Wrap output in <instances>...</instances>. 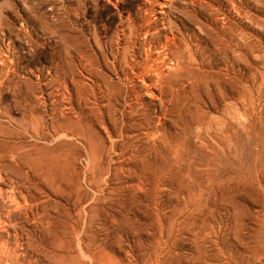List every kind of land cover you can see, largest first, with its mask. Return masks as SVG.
Here are the masks:
<instances>
[{
	"label": "rangeland",
	"instance_id": "obj_1",
	"mask_svg": "<svg viewBox=\"0 0 264 264\" xmlns=\"http://www.w3.org/2000/svg\"><path fill=\"white\" fill-rule=\"evenodd\" d=\"M108 1L0 0L1 217L5 211V217H0L5 221H0L4 238L0 235V264H264V0H180L181 5L171 0L169 8L174 10L168 8L164 20L167 25L170 22V27L176 22L172 28L178 31L176 36L183 34L177 58L183 62L173 69L177 74L173 71V75L172 70L168 74L163 84L170 85L168 88L162 85L156 97L137 100L127 91L125 82L114 77V72L122 65L125 42L133 34L130 32L141 25L144 2ZM235 10H239L238 14ZM214 15L220 20H214ZM200 22L204 23L200 26ZM174 26H179L178 30ZM218 36L225 39L224 43L230 36L234 39L226 42V48ZM184 49L193 52L188 51L189 55ZM214 54L221 56L217 60ZM182 55L197 58H187L188 63ZM188 82L193 88L196 84L195 90ZM180 101L182 106L186 101L187 107L180 106ZM107 104L111 106L108 109ZM55 111H59L58 115ZM162 132L164 136L160 137ZM127 134L133 135L129 136L131 141ZM146 134L149 138L153 135L150 141ZM159 139H163L161 144ZM27 231L29 234H25ZM16 243L21 250L15 248ZM22 256L29 258L23 260Z\"/></svg>",
	"mask_w": 264,
	"mask_h": 264
},
{
	"label": "bare ground",
	"instance_id": "obj_2",
	"mask_svg": "<svg viewBox=\"0 0 264 264\" xmlns=\"http://www.w3.org/2000/svg\"><path fill=\"white\" fill-rule=\"evenodd\" d=\"M105 1V0H104ZM110 1V0H109ZM108 1V2H109ZM119 1V0H118ZM170 1L171 0H143V2H144V4H143V7H144V15L143 16H139L140 17V20H141V25H140V22H139V28H136V29H133V28H130V25L128 26L130 29H128L129 31L131 30L132 31V29L134 30V31H132V32H130V33H133L132 34V37H128V41L127 42H125L126 44V50H125V48H124V50H125V53H123L124 54V57L122 58V65L119 67V69L117 70V71H115L114 72V77L115 78H117V79H119V78H121L124 82H125V84H126V86H127V91L128 92H131L133 95H134V97L136 98L135 100H137L138 98H140V97H143V96H146V97H151V98H154V97H156V95H157V93L160 91V89H161V87H166V88H168L169 86H166V85H163V84H165V81H166V79L168 78V74H170V72H171V70H172V73H173V69H175L176 67H177V69H178V63L179 62H181L180 61V59H179V61H178V59L177 58H179V53H181V49H182V46H181V49H180V46H179V37H181L183 34L181 33V36H180V34H179V37L178 36H176V33L178 32H176L175 30L173 31V25L176 23L175 21H176V19H175V21H173L174 20V18H173V22H175L171 27L169 26L170 25V22H169V25H167L166 24V22H165V15H166V12H167V10H168V8H169V3H170ZM173 1V0H172ZM184 1V0H183ZM189 1V0H188ZM198 1V0H197ZM210 1V0H209ZM111 2V1H110ZM116 2H117V0H116ZM120 2V1H119ZM124 2V1H123ZM138 2V1H137ZM177 2H180V0H177ZM176 2V3H177ZM184 2H186V1H184ZM190 2H191V0H190ZM196 2V1H195ZM230 2V1H229ZM236 2V1H235ZM239 2V1H238ZM141 3V2H140ZM139 3V4H140ZM176 3H174L173 2V4H175L176 5ZM188 3V2H187ZM192 3H194V1L192 2ZM215 3V2H214ZM213 3V4H214ZM233 4H234V2H232ZM115 4V3H114ZM182 3L180 2V5H181ZM191 4V3H190ZM200 4V3H199ZM201 4H202V2H201ZM221 4V3H220ZM233 4H232V6H233ZM203 5V4H202ZM224 5V4H223ZM222 5V6H223ZM231 5V4H230ZM229 5V6H230ZM179 6V5H178ZM208 6H210V3H209V5ZM214 6V5H213ZM216 6V5H215ZM214 6V7H215ZM221 6V7H222ZM172 7H174V6H172ZM183 7V6H182ZM185 8H187V9H189L188 7H186V6H184ZM183 7V8H184ZM191 7V6H190ZM199 7V6H198ZM202 7V6H201ZM218 7H219V5H218ZM220 7V8H221ZM225 7V6H224ZM223 7V8H224ZM234 7V6H233ZM241 7V6H240ZM243 7V6H242ZM118 8V7H117ZM192 8H194V7H192ZM203 8V7H202ZM204 8H206V7H204ZM203 8V9H204ZM213 8V7H212ZM227 8V7H226ZM232 8V7H231ZM139 9H141V8H139ZM139 9H137L136 8V10H139ZM170 9V8H169ZM173 10H174V8H172ZM186 9V10H187ZM195 9V8H194ZM208 9H209V7H208ZM216 9L218 10V12L220 11V10H222V8L219 10L218 8H214V10L213 11H216ZM240 9V8H239ZM171 10V9H170ZM173 10H171V11H173ZM183 10V9H182ZM198 9H196V11H197ZM205 10V9H204ZM211 10V9H210ZM226 10H228V9H226ZM229 10H231V9H229ZM133 11V10H132ZM192 10H190V12H191ZM195 11V10H194ZM199 11H201V10H199ZM212 11V10H211ZM213 11L211 12V13H213ZM225 11V10H224ZM235 11H237V10H235ZM239 11V10H238ZM238 11L236 12L237 14H238ZM139 12V11H138ZM170 12V11H169ZM168 12V13H169ZM180 12H181V10H180ZM234 12V11H233ZM240 12H242V11H240ZM239 12V13H240ZM137 13V12H136ZM141 13H143L142 11H141ZM175 13V12H174ZM191 13H193V11L191 12ZM191 13H190V16H192L191 15ZM197 13L199 14V12L197 11ZM207 13H209L210 14V12H208L207 11ZM216 13V12H215ZM223 13V12H222ZM226 13V12H225ZM229 13V12H228ZM130 14V13H129ZM128 14V15H129ZM135 14V13H134ZM179 14V13H178ZM181 14H183V13H181ZM203 14V13H202ZM201 14V15H202ZM214 14V13H213ZM212 14V15H213ZM218 14V13H217ZM220 14H221V11H220ZM233 14V13H232ZM231 14V15H232ZM140 15V14H139ZM171 15V14H170ZM169 15V16H170ZM184 15H185V12H184ZM188 15V14H187ZM205 15V14H204ZM207 15V14H206ZM206 15H205V17H206ZM216 15V14H215ZM213 16V17H216V16H218V15H216V16ZM223 15V14H222ZM226 15V14H225ZM230 15V14H229ZM228 15V16H229ZM230 15V16H231ZM189 16V15H188ZM203 16V15H202ZM202 16H200L199 18L201 19V17ZM210 16V15H209ZM129 17V16H128ZM132 17V16H131ZM135 17V16H134ZM167 17V16H166ZM187 17V16H186ZM198 17V16H197ZM208 17V16H207ZM213 17H211V20H212V18ZM219 17V16H218ZM218 17H216L214 20H216ZM223 17H225V16H223ZM234 17H235V15H234ZM238 18H239V16H237ZM142 18V19H141ZM169 18V17H168ZM183 18H185V17H183ZM226 18H229V17H227L226 16ZM242 18H243V16H242ZM128 19V18H127ZM132 20H130V18H129V20L130 21H132V23H133V20H134V22H135V19H133V17L131 18ZM137 19H139V18H137ZM177 19H179V18H177ZM181 19V18H180ZM194 19V18H193ZM203 19V18H202ZM201 19V20H202ZM223 19V18H222ZM230 19V18H229ZM234 19V18H233ZM196 20V19H195ZM200 20V21H201ZM218 20H220L219 18H218ZM217 20V21H218ZM170 21V20H169ZM182 21V20H181ZM188 21V20H187ZM197 21L199 22V20L197 19ZM204 21V20H203ZM238 21V20H237ZM128 22V21H127ZM173 22H171V23H173ZM209 22H210V20H209ZM212 22V21H211ZM216 22V21H215ZM223 22V21H222ZM230 23H231V21H229ZM233 22V21H232ZM131 23V22H130ZM131 23V25H134V24H132ZM138 23V22H137ZM137 23H135V25L137 24ZM190 23V22H189ZM204 23V22H203ZM203 23H199V25L201 24H203ZM208 23V22H207ZM206 23V24H207ZM220 23H221V21H220ZM219 23V24H220ZM227 23V22H226ZM234 23V22H233ZM232 23V24H233ZM125 24H127L126 23V21H125ZM224 24V23H223ZM177 25H178V21H177ZM200 25V26H201ZM212 25V24H211ZM210 25V26H211ZM217 25V24H216ZM222 25V24H221ZM220 25V26H221ZM235 25V24H234ZM233 25V26H234ZM237 25V24H236ZM183 26V25H182ZM190 26V25H189ZM207 26V28L209 27L208 25H206ZM223 26H225L226 28L227 27H231V26H226V25H223ZM232 26V27H233ZM132 27V26H131ZM134 27V26H133ZM136 27V26H135ZM175 27V26H174ZM179 27V26H178ZM178 27L176 26L175 28H177V30H178ZM184 27V26H183ZM188 27V26H187ZM191 27V26H190ZM216 27H219V26H216ZM215 27V28H216ZM241 27V26H240ZM196 28V27H195ZM206 28V29H207ZM223 28V27H222ZM234 28V27H233ZM115 29H117V28H115ZM122 29H124V28H122ZM126 29V28H125ZM124 29V30H125ZM180 29V28H179ZM183 30H184V28H182ZM187 29V28H186ZM191 30L193 29V28H190ZM211 29V28H210ZM214 29V27L212 28V30ZM224 29V28H223ZM230 29H232V28H230ZM195 29H193V31H194ZM212 30H211V32H212ZM215 31L217 30V29H214ZM227 30V29H226ZM241 30V29H240ZM121 31V30H120ZM127 31V30H126ZM126 31H124V35L126 34ZM218 31H219V29H218ZM218 31H217V35H219L218 34ZM224 31V30H223ZM228 31V30H227ZM227 31H224V32H227ZM233 31V30H232ZM181 32H183L182 30H181ZM184 32H187V31H185L184 30ZM190 32V31H189ZM236 32V31H235ZM114 33V32H113ZM120 33V32H119ZM129 33V34H130ZM192 33H194V32H191V34ZM195 33H197L198 34V32L196 31ZM230 33V32H229ZM99 34V33H98ZM102 34V33H101ZM127 34H128V32H127ZM128 34V35H129ZM178 34V33H177ZM189 34V33H188ZM187 34V35H188ZM214 34V33H213ZM213 34H211L212 36H213ZM223 34V33H222ZM231 34H232V32H231ZM234 34H236V33H234ZM107 35V34H106ZM118 35V34H117ZM121 35V34H120ZM123 35V36H124ZM186 35V36H187ZM190 35V34H189ZM203 35V34H202ZM201 35V36H202ZM210 35V34H209ZM215 35V34H214ZM224 35H226V34H223V35H221V36H224ZM233 35V34H232ZM95 36V35H94ZM114 36V38L116 39V37H115V35H113ZM126 36V35H125ZM124 36V37H125ZM191 37L192 36H194V34L193 35H190ZM197 36V35H196ZM204 37H205V35H203ZM207 36H208V34H207ZM221 36L219 37L220 38V40H221ZM233 36H237V34L236 35H233ZM110 37V36H109ZM112 37V36H111ZM123 37V38H124ZM199 37V36H198ZM203 37V38H204ZM209 37V36H208ZM214 37V36H213ZM218 37H216V38H218ZM232 36H230V38H231ZM238 37V36H237ZM98 38V37H97ZM102 38V37H101ZM126 38L127 37H125V39L124 40H126ZM184 38V37H183ZM219 38L217 39V40H219ZM223 38V37H222ZM225 38V37H224ZM228 38H229V36H228ZM229 38V39H230ZM240 38V37H239ZM239 38H235V39H239ZM94 39V38H93ZM107 39H108V37H107ZM201 39V38H200ZM199 38H197L196 37V40H200ZM205 39V38H204ZM207 39V38H206ZM211 39V41H212V39L213 38H210ZM229 39H227L228 41H229ZM232 39H234V37L233 38H231V40ZM120 40H122L121 38H120ZM196 40H194L195 42H196ZM208 40V39H207ZM216 40V41H217ZM230 40V41H231ZM96 41V40H95ZM106 41H108V40H106ZM111 41V40H110ZM118 41V40H117ZM190 41V40H189ZM204 41V40H203ZM215 41V42H216ZM224 41H225V39H223V41L221 40V42H223L224 43ZM228 41H226L227 43H229ZM239 42H240V39L238 40ZM238 41L236 40L235 42L236 43H238ZM97 42H98V40H97ZM96 42V43H97ZM113 42H115V41H113ZM184 41H182V43H183ZM187 42H188V40H187ZM187 42H184L183 43V45L185 44V43H187ZM202 42V41H201ZM213 42V41H212ZM220 42V43H221ZM226 42L224 43V45L226 44ZM234 42V41H233ZM86 43V42H85ZM95 43V45H97ZM105 43V42H104ZM108 43V42H107ZM110 43V45H111V43H112V41L111 42H109ZM122 43V42H121ZM197 43V45H198V43L199 42H196ZM219 43V42H218ZM89 44V43H88ZM113 44V43H112ZM116 44H120V41H119V43H116ZM181 44V43H180ZM192 44H194V43H192ZM205 44V43H204ZM207 44V43H206ZM210 44V43H209ZM234 44V43H233ZM240 44V43H239ZM109 45V46H110ZM114 45H115V43H114ZM113 45V46H114ZM121 45H123V44H121ZM187 45L189 46V43H187ZM186 45V46H187ZM196 45V44H195ZM202 45V44H201ZM227 45H231V44H227ZM234 45H236V44H234ZM107 46V45H106ZM185 46V45H184ZM184 46H183V48H184ZM192 46V45H191ZM190 46V47H191ZM211 46H213V48H216V47H218L217 45L214 47V45H212L211 44ZM223 46V45H222ZM237 46V45H236ZM87 47V46H86ZM116 47V46H115ZM120 47V46H119ZM192 47H194V46H192ZM197 47H199V46H197ZM196 47V48H197ZM204 47H206V46H204ZM201 48V49H205V48ZM224 47H228V46H224ZM224 47H222L223 48V50H224ZM235 47V46H234ZM232 48V49H235V48ZM84 48V47H83ZM188 48V47H187ZM187 48H185V49H187ZM196 48H195V50H196ZM210 48V47H209ZM237 48H239L238 46H237ZM102 49V48H101ZM115 49V48H114ZM119 49V48H118ZM122 49V48H121ZM184 49V50H185ZM220 49V47H218V50ZM92 50V49H91ZM112 50V49H111ZM192 50H193V48H192ZM199 50H200V48H199ZM206 50V49H205ZM217 50V51H218ZM220 50H222V49H220ZM219 50V51H220ZM228 50V49H227ZM226 50V51H227ZM238 49H236V50H234L235 52L237 51ZM83 51V50H82ZM93 51V50H92ZM102 51V50H101ZM186 51V50H185ZM188 51H190V50H187L185 53H187ZM203 51V50H202ZM207 51H208V49H207ZM207 51H204V52H206L207 53ZM211 52H208V53H211L212 54V50H210ZM216 51V50H215ZM215 51L213 50V53H215ZM218 51V52H219ZM225 51V52H226ZM228 51H230V50H228ZM99 52V51H98ZM178 52V53H177ZM190 52H193V51H190ZM189 52V53H190ZM197 52V51H196ZM201 52V51H200ZM218 52H216V54L218 53ZM222 52V51H221ZM224 52V51H223ZM235 52H233L232 51V54H234ZM237 52H239V51H237ZM237 52H236V54H237ZM85 53V52H84ZM89 53V52H88ZM175 53H177V57L175 58ZM183 53H184V51H183ZM189 53H187V54H189ZM195 53V52H194ZM193 53V54H194ZM202 53V52H201ZM205 53V54H206ZM90 54V53H89ZM88 54V55H89ZM119 54V53H118ZM222 54V53H221ZM225 54V53H224ZM236 54H234L233 56H235ZM239 54V53H238ZM81 55L82 54H80L79 55V57H81ZM91 55V54H90ZM92 55H93V53H92ZM186 55V54H185ZM190 55V54H189ZM188 55V56H189ZM196 55V54H195ZM198 55V54H197ZM226 55H227V53H226ZM119 56V55H118ZM183 56V55H182ZM198 56H200V53H199V55ZM207 56V55H206ZM211 58H212V56L211 55H209ZM214 56H216L215 54H214ZM217 56H221V55H217ZM217 56H216V58H217ZM225 56V55H224ZM87 57V56H86ZM89 57V56H88ZM116 57V56H115ZM194 57H196V56H194ZM194 57H191V58H188L187 56L186 57H184L183 56V58H184V60H186L187 58L188 59H191L192 61H194ZM225 57H227V56H225ZM240 57V56H239ZM239 57H238V59H239ZM82 59H83V57H81ZM81 58H79V59H81ZM84 58H85V56H84ZM95 58V57H94ZM186 58V59H185ZM193 58V59H192ZM197 58V57H196ZM201 58V57H200ZM199 58V59H200ZM214 58V57H213ZM216 58L213 60L214 62H215V60H216ZM235 58V57H234ZM86 59V58H85ZM90 59V58H89ZM116 59V58H115ZM188 59H187V61H188ZM202 60H204V56H203V59ZM211 60V59H210ZM217 60H218V58H217ZM237 59H235V61H236ZM86 62H87V60H85ZM89 61H91V59L90 60H88V62ZM94 61V60H93ZM104 61V60H103ZM186 61V62H187ZM196 61V60H195ZM206 61V60H205ZM204 61V62H205ZM239 61H240V59H239ZM84 61L82 60V64H84L83 63ZM87 62V63H88ZM106 62V61H105ZM183 62V61H182ZM181 62V63H182ZM200 62H202V61H200ZM203 62V63H204ZM212 62V61H211ZM86 63V64H87ZM116 63H119V62H116ZM188 63H189V61H188ZM190 63H191V61H190ZM198 63V62H197ZM205 63H207V62H205ZM215 63H217V62H215ZM215 63H214V65H215ZM234 63V62H233ZM237 64H238V62H236ZM85 64V65H86ZM187 64V63H186ZM193 64V63H192ZM194 64H195V62H194ZM202 64V63H201ZM208 64H210V63H208ZM239 64H240V62H239ZM109 65V64H108ZM202 65H204V64H202ZM218 65V64H217ZM232 65V64H231ZM235 65V64H234ZM233 65V66H234ZM89 66V65H88ZM91 66V65H90ZM93 66V65H92ZM91 66V67H92ZM195 66H197V67H199L197 64L195 65ZM194 66V67H195ZM205 66H207V65H205ZM98 67V66H97ZM204 67V66H203ZM211 67V66H210ZM235 67V66H234ZM233 67V68H234ZM81 68V67H80ZM88 68V67H87ZM86 68V69H87ZM196 68V67H195ZM205 68V67H204ZM240 68V67H239ZM84 69H85V66H84ZM114 69V68H113ZM176 69V70H177ZM203 69V68H202ZM211 69H212V67H211ZM213 69H215V68H213ZM212 69V70H213ZM228 69V68H227ZM235 69V68H234ZM94 70H96V69H94ZM174 71V73L175 74H177V72L178 71ZM199 70V69H198ZM207 70V69H206ZM229 70V69H228ZM233 70V69H232ZM240 70V69H239ZM101 71V70H100ZM109 71V70H108ZM201 71V70H200ZM203 71V70H202ZM205 71V70H204ZM210 71V70H209ZM218 71L219 70H216L215 72L216 73H218ZM227 71V70H226ZM230 71H231V69H230ZM229 71V72H230ZM235 70H233V72H234ZM213 72V71H212ZM219 72H222V71H219ZM237 72V71H236ZM240 72V71H239ZM90 73H91V71H90ZM174 73H173V75H174ZM214 73V72H213ZM223 73H225V69H224V71H223ZM230 73H232V71L230 72ZM235 73V72H234ZM234 73H233V76H234ZM241 73V72H240ZM113 74V73H112ZM209 74H210V72H209ZM212 74V73H211ZM226 74V73H225ZM237 74H239V73H237ZM236 74V75H237ZM206 75H208V74H206ZM215 75H217V74H215ZM228 75V74H227ZM227 75H225V76H227ZM83 76V75H82ZM90 76V75H89ZM212 76H214L213 74H212ZM218 76V75H217ZM229 76V75H228ZM231 76V75H230ZM170 77V76H169ZM208 77V76H207ZM211 76L209 75V78H210ZM236 77H238V75L236 76ZM236 77H234L235 78V81H237L236 80ZM239 77H240V75H239ZM93 78V77H92ZM112 78V77H111ZM172 78V77H171ZM174 78V77H173ZM209 78H208V80H209ZM226 78V77H225ZM230 78V77H229ZM73 79V78H72ZM176 79V78H175ZM184 79V78H183ZM213 79V78H212ZM215 79V78H214ZM240 79V78H239ZM238 79V80H239ZM79 80V79H78ZM77 80V81H78ZM82 80H84V79H82ZM114 80V79H113ZM184 80H186V79H184ZM207 80V81H208ZM211 80V79H210ZM71 81H73V80H71ZM169 81H170V79H169ZM214 81V80H213ZM89 82H92V81H89ZM168 82V81H167ZM185 82H187V81H185ZM199 82V81H198ZM198 82H196V83H198ZM240 82V81H239ZM96 83V82H95ZM169 83V82H168ZM167 83V84H168ZM172 83V82H171ZM180 83V82H179ZM184 83V82H183ZM189 83V82H188ZM221 83V82H220ZM81 84V83H80ZM79 84V85H80ZM84 84V83H83ZM103 84V83H102ZM121 84V83H120ZM119 84V85H120ZM222 84V83H221ZM85 85H86V82H85ZM84 85V86H85ZM163 85V86H162ZM180 86L182 85V84H179ZM179 85H178V87H179ZM189 85H190V83H189ZM193 85V84H192ZM192 85H190V89L191 88H193V86ZM196 85V84H195ZM194 85V88L196 87ZM82 86V85H81ZM104 86V85H103ZM118 86V85H117ZM78 87H80V86H78ZM101 87V86H100ZM105 87V86H104ZM120 87H121V85H120ZM184 87V86H183ZM209 87V86H208ZM91 88V87H90ZM94 88V87H93ZM108 88V87H107ZM125 88V87H124ZM193 88V89H194ZM68 89V88H67ZM116 89V88H115ZM117 89H119V88H117ZM182 89V88H181ZM185 89V88H184ZM106 90V89H105ZM122 90V89H121ZM174 90V89H173ZM177 90H178V88H177ZM195 90V89H194ZM68 91V90H67ZM92 91V90H91ZM102 91V90H101ZM70 92V91H69ZM107 92V91H106ZM109 92V91H108ZM114 92V91H113ZM124 92V91H123ZM163 92V91H162ZM177 92V91H176ZM175 92V93H176ZM103 93V92H102ZM119 93V92H118ZM121 93V92H120ZM124 93H126V92H124ZM170 93V92H169ZM191 94H192V92H190ZM81 94V93H80ZM184 94V93H183ZM90 95V94H89ZM120 95V97H121V94H119ZM161 95V94H160ZM105 96H106V94H105ZM105 96H102V98L103 97H105ZM111 96V95H110ZM181 96V95H180ZM186 95H184V97H185ZM188 96V95H187ZM186 96V97H187ZM190 96V95H189ZM72 97V96H71ZM91 97L92 96H90V99H91ZM109 97V96H108ZM106 98L107 100L110 98ZM117 97V95L115 96V98ZM119 97V98H120ZM123 97V96H122ZM133 97V96H132ZM165 97V96H164ZM183 97V96H182ZM102 98H100V99H102ZM104 98V99H105ZM118 98V97H117ZM167 98V97H166ZM165 98V99H166ZM180 98V97H179ZM187 98H189V97H187ZM78 99V98H77ZM83 99V98H82ZM88 99V98H87ZM133 99V98H132ZM159 99V98H158ZM161 99V98H160ZM159 99V100H160ZM182 99V98H181ZM186 101H187V99L186 98H184ZM183 99V100H184ZM70 100V99H69ZM103 100V99H102ZM109 100H111V98L109 99ZM112 100H113V98H112ZM115 100V99H114ZM118 100V99H117ZM116 100V101H117ZM121 101L120 102H122V98L120 99ZM167 100H168V98H167ZM172 100V99H171ZM190 100V99H189ZM115 101V102H116ZM157 101V100H156ZM163 101V100H162ZM178 101V100H177ZM186 101H184L185 103H187ZM91 102H92V100H91ZM96 102V101H95ZM119 102V103H120ZM130 102V101H129ZM172 102H173V100H172ZM179 102V101H178ZM180 102H182V101H180ZM191 102V101H190ZM67 103V102H66ZM81 103V102H80ZM79 103V104H80ZM97 103V102H96ZM110 103H113V101H111ZM123 103H125V101L123 102ZM126 103H128L127 101H126ZM131 103V102H130ZM184 103V105L186 106V104ZM189 103V102H188ZM98 104V103H97ZM114 104V103H113ZM168 104H169V102H168ZM178 104V103H177ZM192 104V103H191ZM89 105H91V104H89ZM105 105V104H104ZM104 105H102V106H104ZM148 105V104H147ZM161 105V104H160ZM164 105V104H163ZM183 105V102H182V104L180 105V106H182ZM189 105V104H188ZM112 106H116V105H112ZM146 106V105H145ZM154 106H155V103H154ZM157 106V105H156ZM165 106V105H164ZM166 106H168L167 104H166ZM185 106H182V107H185ZM71 107V106H70ZM69 107V108H70ZM97 107H99V105L97 106ZM104 107H106V106H104ZM104 107H101V108H104ZM108 107H111V106H108V104H107V109H108ZM113 107V108H114ZM118 107V106H117ZM123 107V106H122ZM143 107V106H142ZM141 107V108H142ZM160 108H161V106H159ZM170 107V106H169ZM187 107V106H186ZM112 108V109H113ZM119 108V107H118ZM117 108V109H118ZM178 108V107H177ZM180 108V107H179ZM76 109V108H75ZM95 109H97V108H95ZM115 109H116V107H115ZM116 109V110H117ZM162 109H163V107H162ZM169 109H171V108H169ZM169 109H167V110H169ZM62 110H64V109H62ZM68 110V109H67ZM70 110V109H69ZM104 110H105V108H104ZM103 110V111H104ZM150 110H151V108H150ZM159 110V109H158ZM157 110V111H158ZM186 110V109H185ZM71 111V110H70ZM100 111V110H99ZM102 111V110H101ZM106 111H108V110H106ZM110 112H111V109L109 110ZM109 111L107 112L108 114H109ZM145 111H147V110H145ZM149 111V110H148ZM155 111V110H154ZM165 111H166V109H165ZM164 111V112H165ZM175 111V110H174ZM174 111H173V113H174ZM179 111H180V109H179ZM182 111V110H181ZM57 111H55V114L56 115H58L57 113H59V111L56 113ZM96 112V111H95ZM114 112V114L117 112H115V110L113 111ZM112 112V113H113ZM153 112V111H152ZM156 112V111H155ZM168 113H169V111H167ZM171 112V111H170ZM1 113V112H0ZM101 113V112H100ZM118 113H119V110H118ZM121 113L123 114V110L121 111ZM120 113V114H121ZM125 113V112H124ZM181 114L182 112H178V114ZM60 114H64V113H60ZM68 114H70L69 112H68ZM99 114V113H98ZM135 114V113H134ZM143 114V113H142ZM147 114V113H146ZM160 114V113H159ZM164 114V113H163ZM177 114V115H178ZM55 115V116H56ZM87 115V114H86ZM104 115V114H103ZM111 115V114H110ZM109 115V116H110ZM148 115V114H147ZM146 115V116H147ZM153 114H151L150 116H152ZM165 115H167V114H165ZM52 116V115H51ZM53 116H54V113H53ZM71 116V115H70ZM101 116H102V113H101ZM106 116V115H105ZM108 115H107V117H109ZM118 116V115H117ZM145 116V117H146ZM150 116H148V117H150ZM161 116V115H160ZM163 117H164V115H162ZM170 116V115H169ZM168 116V117H169ZM176 116V115H175ZM183 116V115H182ZM61 117H62V115H61ZM103 117V116H102ZM101 117V118H102ZM111 117V116H110ZM124 117V116H123ZM147 117V118H148ZM154 117V116H153ZM159 117V115H157V117L156 118H158ZM168 117H166V119L168 118ZM172 117H174V116H172ZM52 118V117H51ZM50 118V119H51ZM57 118H58V116H57ZM64 118H66L65 117V115H64V117H63V120H64ZM97 118H100L99 117V115H98V117ZM100 118V119H101ZM105 118V117H104ZM152 118V117H151ZM155 118V117H154ZM53 119H54V117H53ZM59 119V118H58ZM68 120H69V116H68V118H67ZM142 119H144V117L142 118ZM159 119V118H158ZM172 119V118H171ZM175 119H177V116L175 117ZM174 119V120H175ZM178 119H179V117H178ZM177 119V120H178ZM80 120V119H79ZM104 120V119H103ZM160 120V119H159ZM161 120H163V119H161ZM168 120H169V118H168ZM168 120H166V121H168ZM243 120V119H242ZM67 121V120H66ZM123 121V120H122ZM148 121H149V119H148ZM147 121V122H148ZM27 122V121H26ZM55 122H58L57 120L55 121ZM64 122V121H63ZM155 122H157L156 120H155ZM155 122H154V124H155ZM164 122V121H163ZM64 123H66V122H64ZM63 123V125H65ZM126 123V122H125ZM152 123H153V120H152ZM161 123H162V121H161ZM168 123V125H169V121L167 122ZM166 123V124H167ZM51 124V123H50ZM56 124V123H55ZM58 124H59V122H58ZM57 124V125H58ZM70 124V123H69ZM150 124H151V122H150ZM150 124H148L147 123V125H150ZM165 124V123H164ZM86 125V124H85ZM99 125V124H98ZM117 125V124H116ZM157 125H159V124H157ZM162 124H160V126H161ZM50 126H53V125H50ZM55 127H56V125H54ZM154 126V125H153ZM166 126V128H167V125H165ZM61 127V126H60ZM143 126H141L140 128H142ZM155 127V126H154ZM159 127V126H158ZM27 128V127H26ZM107 128V127H106ZM149 128V127H148ZM147 128V129H148ZM165 128V129H166ZM67 129V128H66ZM84 129V128H83ZM112 129V128H111ZM146 129V128H145ZM155 129H156V127H155ZM165 129H163L164 131H165ZM150 130V129H149ZM157 131H159V129L157 130ZM156 131V132H157ZM167 131V130H166ZM26 132V131H25ZM57 132V131H56ZM66 132H68V131H66ZM87 132V131H86ZM147 131H145V133H146ZM151 132H153V131H151ZM54 133V132H53ZM61 133V132H60ZM69 133H70V131H69ZM72 133V132H71ZM70 133V134H71ZM131 133V132H130ZM167 133V132H166ZM165 133V134H166ZM68 134V133H67ZM78 134V133H77ZM135 134V133H134ZM148 134V133H147ZM147 134H146V136H147ZM39 135V134H38ZM57 135V134H56ZM66 135V134H65ZM149 135V134H148ZM156 135V134H155ZM154 135V137L156 138L155 139V141L157 140V135L155 136ZM58 136V135H57ZM67 136V135H66ZM79 136V135H78ZM81 136V135H80ZM85 136V135H84ZM118 136V135H117ZM129 136H131V135H129ZM128 136V134H127V137H129ZM133 136V135H132ZM131 136V137H132ZM139 136H141V134H139ZM139 136H138V138H139ZM150 136V135H149ZM160 137H163L164 135H163V132L159 135ZM61 137V136H60ZM63 137V136H62ZM83 137V136H82ZM126 137V138H127ZM131 137H129V139H130V141H131ZM148 137V136H147ZM153 137V135H151V137L150 138H152ZM108 138H109V136H108ZM118 138V137H117ZM138 138H136V139H138ZM143 138H145V137H143ZM149 137H148V141H150L149 139H150ZM122 139V138H121ZM120 139V140H121ZM165 139V138H164ZM86 140V139H85ZM111 139L109 138V141H110ZM125 140H128V139H124L123 141H125ZM133 140H134V138H133ZM153 140V139H152ZM162 140L163 139H159L158 141V143H160L161 144V142H162ZM88 141H90V140H88ZM116 141V140H115ZM139 141V140H138ZM137 141V142H138ZM126 142V141H125ZM124 142V143H125ZM133 142V141H132ZM140 142V141H139ZM157 142V141H156ZM164 142V141H163ZM5 143V142H4ZM87 143V142H86ZM109 143V142H108ZM116 143H117V141H116ZM135 144H136V142H134ZM152 143H154V141L152 142ZM123 144V143H122ZM133 144V143H132ZM139 144V143H138ZM141 144V143H140ZM142 144H143V142H142ZM147 144H150L149 142L147 143ZM1 145V144H0ZM86 145V144H85ZM89 145V144H88ZM137 145V144H136ZM155 145V144H154ZM156 145H157V143H156ZM163 145V144H162ZM113 146H114V144H113ZM124 146V145H123ZM122 146V147H123ZM129 146V145H128ZM133 146V145H132ZM141 146V145H140ZM139 146V147H140ZM143 146H144V144H143ZM158 146V145H157ZM156 146V147H157ZM10 147L12 148V145H10ZM125 147V146H124ZM127 147V146H126ZM134 148H135V146H133ZM145 147V146H144ZM144 147H143V149H144ZM151 147H154L153 145L151 146ZM10 148V149H11ZM22 148V147H21ZM113 148V147H112ZM132 148V147H131ZM130 148V149H131ZM138 148V147H137ZM137 148L135 149V150H137ZM162 148V147H161ZM8 149V148H7ZM111 149V148H110ZM125 149V148H124ZM127 149H129V147L127 148ZM140 149V148H139ZM138 149V150H139ZM142 149V150H143ZM158 149V148H157ZM113 150V149H112ZM132 150H133V148H132ZM132 150H129V152L131 151L132 152ZM151 150V149H150ZM10 151V150H9ZM15 151V150H14ZM141 151V150H140ZM8 152V151H7ZM120 152V151H119ZM136 152V151H135ZM134 152V153H135ZM124 154L126 153L125 152V150H124V152H123ZM133 153V154H134ZM139 152H137V154H138ZM127 154V153H126ZM132 154V153H131ZM12 155V154H11ZM121 155H123V154H121ZM135 155V154H134ZM133 155V156H134ZM4 156V155H3ZM132 156V155H131ZM15 158H17V157H15ZM12 159V158H11ZM1 157H0V162H1ZM6 160V159H5ZM10 160V159H9ZM14 160V158L12 159V161ZM3 161V160H2ZM7 161V160H6ZM24 162V161H23ZM16 163H18V165L17 166H19V163L20 162H17V160H16ZM3 164V163H2ZM7 164V163H6ZM8 165V164H7ZM11 165V164H10ZM28 165V164H27ZM7 167V166H6ZM33 167V166H32ZM1 169V168H0ZM7 169H8V167H7ZM12 169V168H11ZM6 170V169H5ZM10 171V170H9ZM7 172V171H6ZM5 172V175L7 174ZM8 174H9V172H8ZM23 174V173H22ZM7 176V175H6ZM11 176H13V175H11ZM11 176H8L7 178H9V177H11ZM5 177V176H4ZM1 178H3V176H1ZM10 179V178H9ZM9 179H7L8 181H10ZM28 179H29V177H28ZM6 180V181H7ZM4 181V180H3ZM12 181V180H11ZM14 181L15 180H13V183H14ZM21 181V180H20ZM25 181V180H24ZM16 182H17V180H16ZM11 184H12V182H10ZM20 184V183H19ZM30 184V183H29ZM2 185V184H1ZM5 185V184H4ZM3 185V186H4ZM7 185H9V184H7L6 183V187H7ZM14 185V184H13ZM21 185L23 186V184L21 183ZM25 185V184H24ZM27 185H28V183H27ZM26 185V186H27ZM5 187V188H6ZM9 187V186H8ZM12 187V186H11ZM30 186H28V188H29ZM3 188V187H2ZM1 188V189H2ZM13 188V187H12ZM12 188H11V190H12ZM17 188V187H16ZM14 189H15V186H14ZM22 189H24V187H22ZM31 189V187L29 188V190ZM9 190V189H8ZM16 190V189H15ZM19 190H20V188H19ZM25 190V189H24ZM27 190L28 189H26V191H24V192H27ZM32 191H34L33 189H31ZM30 190V194L32 193V191ZM2 191H3V189H2ZM6 192V191H5ZM4 192V193H5ZM11 192V191H10ZM14 192V190H12V193ZM17 192V191H16ZM21 192V191H20ZM29 192V191H28ZM6 195H7V192L5 193ZM8 194H9V192H8ZM1 195V194H0ZM20 195V194H19ZM18 195V196H19ZM32 195H34L33 193H32ZM31 195V196H32ZM2 196H4V195H2ZM2 196H0V198L2 197ZM13 196H15L14 194H13ZM13 196H12V200L15 198H13ZM30 196V195H29ZM30 196V197H31ZM35 197L37 196L36 194L34 195ZM9 197H11V195L9 194ZM8 197V198H9ZM26 197V196H25ZM29 197V198H30ZM31 198H33V197H31ZM4 199V198H3ZM6 199H7V197H6ZM27 199H28V196H27ZM36 199H37V197H36ZM1 200H2V198H1ZM15 200V199H14ZM13 200V201H14ZM22 200H25L23 197H22ZM2 201H4V200H2ZM1 201V202H2ZM22 203H25V201H21ZM27 202H28V200H27ZM29 202H31V201H29ZM43 202V201H42ZM3 203V202H2ZM10 203V202H9ZM33 202H31V204H32ZM12 204V203H11ZM14 204H15V202H14ZM13 204V205H14ZM34 204H36V203H34ZM0 205L2 206L3 204H1L0 203ZM5 205V204H4ZM30 205V204H29ZM38 205V204H37ZM7 208H8V206L7 205H5ZM18 206V205H17ZM20 206V205H19ZM22 206V205H21ZM28 206V205H27ZM3 207V206H2ZM1 207V208H2ZM11 207V206H10ZM25 207V206H24ZM23 207V208H24ZM26 208V207H25ZM24 208V209H25ZM28 209V208H27ZM19 210V209H18ZM30 210V209H29ZM32 210V209H31ZM8 211H10L9 210V208H8ZM37 212V211H36ZM41 212H43V211H41ZM40 212V213H41ZM9 213H11L12 214V211L11 212H9ZM23 213H24V211H23ZM26 213H28V212H26ZM38 213V212H37ZM10 214V216H13V215H11ZM13 214H15L14 212H13ZM30 214H32V213H30ZM45 214V213H44ZM47 214H48V212L46 213V215L45 216H47ZM2 215V217H5V211H4V216H3V213L1 214ZM9 215V214H8ZM20 215V214H19ZM21 215H22V210H21ZM29 216V215H28ZM38 216V215H37ZM40 216V215H39ZM1 217V216H0ZM1 217V218H2ZM21 217V216H20ZM34 217V216H33ZM41 218H42V216H40ZM51 217V216H50ZM13 218H15V217H13ZM21 218H23V217H21ZM31 218V217H30ZM37 218H39V217H37ZM47 218V217H46ZM46 218L44 217V219L46 220ZM51 218H53V217H51ZM3 219V218H2ZM6 219L8 220V217L6 216ZM11 219H12V217H11ZM34 219V221L36 220L35 219V217L33 218ZM15 220V219H14ZM30 220V219H29ZM28 220V221H29ZM39 220V219H38ZM40 220H42V219H40ZM54 219H52L51 221H53ZM2 223H3V221L2 220H0ZM12 221V220H11ZM27 221V222H28ZM31 221H33L32 219H31ZM44 221V220H43ZM48 221H49V219H48ZM51 221H49V222H51ZM10 222V221H9ZM15 222H17V220H15ZM25 222H26V220H25ZM37 223L39 222V221H36ZM35 222V223H36ZM11 223V222H10ZM30 223V221L27 223V224H29ZM33 222H31V224H32ZM36 223V224H37ZM4 224H5V221H4ZM9 224V223H8ZM14 224V223H13ZM16 224V223H15ZM30 224V225H31ZM36 224H34V225H36ZM40 224V223H39ZM45 224V223H44ZM43 224V225H44ZM46 224H47V221H46ZM49 224V223H48ZM3 225V224H2ZM7 225V224H6ZM11 225V224H10ZM33 225V227L35 228V226ZM42 225V224H41ZM50 225H52L51 223H50ZM54 225V224H53ZM1 226V225H0ZM4 226V225H3ZM8 226V225H7ZM14 226V225H13ZM20 226L22 227V226H24L25 227V225H21V223H20ZM19 226V227H20ZM45 226V225H44ZM8 227H11L12 228V225L11 226H8ZM14 227H17L16 225L14 226ZM14 227H13V229H14ZM23 227V228H24ZM48 227H50V226H48ZM22 228V229H23ZM38 228V227H37ZM51 228V227H50ZM2 228H0V231L2 232V230H1ZM5 229H6V227H5ZM16 229V228H15ZM15 229L13 230V231H15ZM21 229V230H22ZM25 229V228H24ZM24 229H23V231H24ZM30 229H31V226H30ZM33 229V228H32ZM45 230H46V228H44ZM48 229V228H47ZM8 230V229H7ZM34 230V229H33ZM41 229H39V231H40ZM51 230V229H50ZM50 230H48V231H50ZM4 231V230H3ZM9 231V230H8ZM18 231V230H17ZM16 231V232H17ZM20 231V230H19ZM31 231V230H30ZM5 232H7V231H5ZM47 232V231H46ZM45 231H44V233H46ZM14 233V232H13ZM22 233V232H21ZM31 234H32V232H30ZM40 233V232H39ZM17 234H19V236H20V233H17ZM25 234H29V232L27 231ZM31 234H30V237H31ZM0 235H2V238H3V233L2 234H0ZM15 235V234H14ZM44 235V234H43ZM47 235V234H46ZM6 236V235H5ZM9 236V235H8ZM27 236V235H26ZM35 237H36V239H37V236L36 235H34ZM14 237V236H13ZM16 237V236H15ZM14 237V238H15ZM22 237V236H21ZM29 237V236H28ZM34 237V238H35ZM46 237V236H45ZM18 237H16V239H17ZM24 238V237H23ZM27 238V237H26ZM32 238V237H31ZM11 239V238H10ZM18 239H20V237L18 238ZM0 240H1V238H0ZM3 240H4V238H3ZM2 240V242H4L5 243V241H3ZM7 241H9L8 239H6ZM27 240V239H26ZM31 239H29L27 242H29ZM40 240V239H39ZM43 240H44V238H43ZM79 240V239H78ZM11 241V240H10ZM20 241H21V239H20ZM12 242H13V240H12ZM19 242V241H18ZM17 242V243H18ZM4 243H3V245H4ZM11 243V242H10ZM13 243H15V242H13ZM16 243V247L15 248H17V244ZM0 244H1V242H0ZM6 244H8V242L6 243ZM5 244V245H6ZM19 244H21V242H19ZM23 244H24V242H23ZM29 244V243H28ZM31 244V243H30ZM2 245V244H1ZM10 245V244H9ZM8 245V246H9ZM13 245H15V244H13ZM18 246H20V245H18ZM21 246H22V244H21ZM30 247V246H29ZM32 247V246H31ZM0 248H2V246H0ZM6 248V246L4 247V249ZM13 248V247H12ZM19 248V247H18ZM17 248V249H18ZM21 248V247H20ZM19 248V249H20ZM23 248V247H22ZM18 249V250H19ZM27 249V248H26ZM7 250V249H6ZM15 250L16 249H14L13 251H14V253H15ZM21 250V249H20ZM30 250H31V248H30ZM33 250H34V248H33ZM2 250H0V252H1ZM26 251V250H25ZM16 252H18V251H16ZM27 252V251H26ZM29 252V251H28ZM10 253V252H9ZM9 253H7L6 252V254L8 255ZM12 253V252H11ZM30 253V252H29ZM16 254V253H15ZM28 254V253H27ZM27 254H23V255H27ZM33 254V253H32ZM31 254V255H32ZM30 255V256H31ZM36 255V254H35ZM2 256V255H1ZM15 256V255H14ZM16 256H17V254H16ZM33 256V255H32ZM4 257V256H3ZM21 256H19V258H20ZM23 257V256H22ZM36 257V256H35ZM38 257V256H37ZM0 258H2V257H0ZM15 258V257H14ZM27 258H29V257H27ZM27 258L25 259L24 257H23V260H27ZM6 260H7V258H5ZM17 258H15V260H16ZM21 259V258H20ZM29 260V259H28ZM32 260H34V259H32ZM31 260V261H32ZM3 261H4V258H3ZM25 262H29V261H25ZM35 262V261H34ZM8 263H9V261H8ZM7 263V264H8ZM22 263V262H21ZM20 263V264H21ZM32 263V262H31ZM14 264V263H13ZM19 264V263H18ZM26 264V263H25ZM30 264V263H29ZM33 264V263H32Z\"/></svg>",
	"mask_w": 264,
	"mask_h": 264
}]
</instances>
